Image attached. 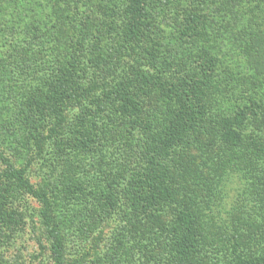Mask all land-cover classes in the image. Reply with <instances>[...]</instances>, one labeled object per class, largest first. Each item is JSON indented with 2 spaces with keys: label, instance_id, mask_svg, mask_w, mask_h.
Returning a JSON list of instances; mask_svg holds the SVG:
<instances>
[{
  "label": "trees",
  "instance_id": "trees-1",
  "mask_svg": "<svg viewBox=\"0 0 264 264\" xmlns=\"http://www.w3.org/2000/svg\"><path fill=\"white\" fill-rule=\"evenodd\" d=\"M217 1L124 0L121 11L99 24L87 22L79 8L68 45L47 52L42 62L45 74L33 83L28 112L44 124L46 132L45 137L37 135L35 144L54 140L60 155L82 158L90 165L77 178L78 186L88 194H103L96 206L112 227L108 236L116 243L110 254L116 256L112 264H195V258L207 249L203 222L184 198L170 225L163 223L160 207L180 190L178 178L169 169L172 161L182 163L188 150L197 147L211 116V103L221 111L213 127L218 145L238 147L239 153L257 157L264 166V23L259 21L264 17L260 14L263 4L257 1L255 10L243 12L236 0L235 11L240 13L245 34L236 55L238 64L231 69V62H226L230 58L216 50L215 17L226 15L221 19L227 20L225 30L231 21L228 10L210 8ZM219 1L227 5L233 0ZM175 21L178 24L172 25ZM168 28L181 42L191 43V50L175 61L158 56L156 39ZM95 83L101 91L96 92ZM218 87L231 90L230 105L222 93L218 95ZM147 94H154L161 107L159 112L152 111L150 120L142 115L139 102ZM98 99L102 102L95 106ZM102 105H108V118ZM115 105L123 119L131 116L137 126L127 131L124 122L116 123ZM83 106L88 112L81 127L64 129L66 111L82 108L83 112ZM102 131L108 133V155L129 153L121 157L120 168L113 157L108 158V171L103 170L108 172V185L96 177L103 159ZM122 132L140 139L118 144L126 139ZM2 161L0 186L6 191L0 190L1 198L10 200L19 191L38 203L47 256L51 264H65L64 240L54 225L48 194L32 186L26 168ZM97 183H104L108 191L96 189ZM251 228L247 240L258 246L256 250L244 247L239 229L222 234L230 251L228 264H264L263 214Z\"/></svg>",
  "mask_w": 264,
  "mask_h": 264
},
{
  "label": "rangeland",
  "instance_id": "rangeland-1",
  "mask_svg": "<svg viewBox=\"0 0 264 264\" xmlns=\"http://www.w3.org/2000/svg\"><path fill=\"white\" fill-rule=\"evenodd\" d=\"M123 1L0 0V165L2 158H5L15 167L26 168V177L32 186L48 194L53 204L54 225L64 240L65 264L115 263L116 256L111 257L110 254L116 243L108 239L112 227L108 225L105 215L97 210L102 192L100 195L94 191L88 194L82 191L81 185L78 186L77 178L90 165L82 158L66 159L60 155L54 140L42 141L40 146L35 144L37 135L45 137L46 132L43 131L44 124L37 121L30 110L28 112L30 94L35 88L33 83L36 77L40 81L42 74H45L42 62L47 60V52L68 45L75 10L80 8L81 12H85L83 15L87 16V22L99 24L103 18L121 11ZM238 1L242 9L239 11L255 10L258 2L263 4L264 11V0ZM235 4L236 0L227 5H222L219 0L210 3V8L214 10L229 11L231 21L228 30L224 29L227 20H221L226 15L219 13L214 24L216 50L219 56L226 54L230 58L226 62H231V69L238 64L236 55L238 48L243 46L245 34ZM259 21L264 23V17ZM173 24H178V21ZM261 28L264 32V27ZM171 30L163 29L156 39L160 60L175 61L182 53L191 50V43L181 42ZM107 80L109 82L108 77ZM93 87L97 89L96 92L101 91L96 83ZM220 88L218 95L222 93L230 105L231 90ZM141 97V113L150 120L152 111L159 112L161 107L154 94ZM95 102L96 106L102 101L98 99ZM211 104L208 112L211 116L206 118V131L198 139L197 147L188 150V156L182 157V163L172 161L169 172L175 179L178 178L180 190L170 202L160 207V212L163 223L170 225L176 220L180 205L184 204L181 199L184 198L196 209L199 220L203 222L202 239L207 249L195 258V264H228L231 258L230 251L224 245V232L232 233L235 228L239 229L244 247L248 250L258 248L256 244H248L247 237L251 227L264 215V166L257 157L244 151L239 153L238 147L218 145L213 127L221 111ZM229 105L224 106L227 108ZM100 107L105 108L108 118V105ZM112 108L116 123L124 122L127 131L137 126V121L131 116L123 119L117 105ZM81 109L70 108L66 111L64 129L81 127L88 112L84 106L83 112ZM122 135L126 139L118 144L140 139L139 135L133 136L131 132H122ZM99 136L104 149L103 159L98 164L101 173H97L96 177L108 185V172L103 171H108V158L111 160L113 157L112 161L115 160L114 163L117 162L120 168L124 160L121 157L129 153L122 147L124 153L112 152L111 157L108 155V133L103 132ZM97 184L96 189L108 191L104 183ZM0 190L5 194L4 187L0 186ZM1 194L0 264H51L47 256V240L38 218V203L19 191L10 200L1 198ZM127 234H130L129 228Z\"/></svg>",
  "mask_w": 264,
  "mask_h": 264
}]
</instances>
